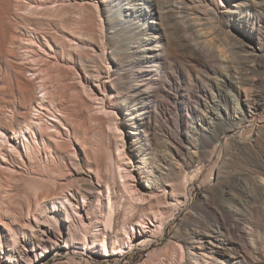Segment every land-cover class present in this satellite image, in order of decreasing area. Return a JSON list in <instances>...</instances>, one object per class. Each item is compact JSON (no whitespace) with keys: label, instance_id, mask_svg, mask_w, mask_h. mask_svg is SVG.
Returning <instances> with one entry per match:
<instances>
[{"label":"rangeland","instance_id":"obj_1","mask_svg":"<svg viewBox=\"0 0 264 264\" xmlns=\"http://www.w3.org/2000/svg\"><path fill=\"white\" fill-rule=\"evenodd\" d=\"M128 1L130 2V0H82V1L81 0H0V209H1L0 210V243L2 246V247L0 246V248H1L0 249V258H5L4 257V256H6L5 252H9V248L14 249L13 247H15V246L17 247L18 243L22 242L23 236H24L23 233H25V235H26L25 237H29V236H31V233H33V230L35 231L37 229V225L39 224V222H42V221L46 222L47 221L46 218H43L44 217V215H43L44 210L46 211L47 207L61 206L59 199L52 198L54 193L58 192L60 194L62 192L61 193L62 195L66 194L68 197H70L68 195L69 193H72L70 190H69L70 191L69 192V191H64L65 189L60 188L61 191H56V192L54 191V190L58 189V188L54 189V187H57L58 186L57 184H59L60 181H64V179H60V181L58 179L55 180V178H52V180L47 179V177H45L47 172L43 173V171L45 172L47 170H53L54 173L56 175H58V173L55 172V169L58 168L56 170L57 172L63 171L62 173L65 172L63 174V175H65V177L70 176L72 174V172H74V171H73V167L70 166L71 163H70V161H68L69 159L67 160V157H65L67 154L71 156L72 153H75L76 155L72 154V156L76 157L78 160L81 159L82 161L83 160L86 161V163H88V164L91 163L90 165H92L93 167L98 166L99 169L98 168L97 169L99 170V172H101L103 170L102 171L103 173H101V174L105 175L104 179L109 184L113 198L115 199L117 204L121 203L120 202L121 199L119 196H121L123 194H124V196H127L128 191L125 194V190H127V188L130 185H133L132 179H128L129 176H127L128 174L126 172V170L130 169L127 156L132 157V161H134V163H133L134 166H132V171H133V173L135 172L134 175H135L136 179L141 181V179L139 178V174L137 173L138 168L136 169V167L138 165L140 167H142L143 164L141 161L142 160L141 156L144 152H147V151H141V152L138 151L139 152L138 153L135 146L131 148L132 145H131L130 140L132 141L134 139V135L132 136V134H130V135L127 134L128 129L130 130L131 128L128 124L129 123L128 122V116H126V115H128L127 114L128 111L125 110L131 106H129L130 105V104H128L129 102L126 103L127 105H125V103L121 105V103L118 102V101H121V99H123V98L122 97L117 98L114 96L115 93L112 92V89H110L111 86H109L110 85L109 81H107L109 79L107 77V73H106L107 67L109 65L114 66V58L112 57V54L110 52L111 48L109 46H112V45L115 46L116 45V48H117V45L120 46L122 43H123V46H120V47H124L125 45L126 46H135L137 44V42L139 40V36H140L138 34L139 33L138 29L144 31V33L147 36L153 35V36H151V37H153V39H151V40H153V43H154V41L157 39V41H159L158 43L160 44V47H163V46L169 47V46H171V44H173V46L175 45L177 50L175 49V46L173 48L175 49L176 54L180 53L179 55H177L178 59H176V60H179L177 62L182 61L185 64H188L187 66L189 67V71H188L187 75H189L190 78L186 75L185 81H184L185 85L184 84L181 85L184 88L186 87L187 93L189 91L194 92L196 90L195 87H191V85L189 84L190 80H193V69L190 66L192 64L191 63L189 64L187 62V61L191 60V57H192L190 49H192L196 45H197L196 47L198 49L200 48L199 49L200 50V53H199L200 60L199 61L201 62L200 64L203 66L204 65L209 66V68H211L213 70V72L216 70L214 73V76H216V78L215 79L213 78V79L216 80L215 82H217V84L216 83H215V85L211 84L208 87L207 91H209L210 94H208V92H207V95H206L204 102H203L204 107L202 105H200L199 110H200L201 114L199 116L192 117L190 114L188 115L186 113V111H185L186 104H192L191 100H190L191 97H189L187 94V95H185L187 99L185 98L186 99L185 101L181 99L179 102V105L177 104V108L180 107L179 111L181 112L179 115L175 114V116L178 118L173 116L174 114H171L169 117H167V119H171V120L181 122V123H183V125L185 124L184 126H187L189 128L188 129L189 134L193 133L192 129L194 126L192 127V125H196V123H195L196 119H198L202 115V112L203 113L206 111L209 112V110H211L212 112L215 111V112H217V114H220V110L223 111L224 107H230V108L236 109V107L238 106V104H237L238 103L237 93L233 88H228L225 91L224 97L220 96L219 92H218L219 87H220V85L218 83H220V81H221L220 79H222V77H224V76H229L231 74L234 75L235 77L239 73L242 74L243 71L238 70V69H240V67L238 66L239 67L238 68L236 63H238L239 65H243L244 62H247V59L242 54H240L242 52H240L239 49L234 45L235 37L233 36V34H231L232 32L230 31L229 26L226 23L223 24L222 22H219L218 19L217 20L215 19L216 18L215 16L219 14V11H221V10L223 11V9H225V6L230 7V0H150V1L149 0H143L145 3H148L150 6L148 4H145L146 5L144 7L145 10L143 9L142 12L143 13L146 12L145 15L151 14V17H154V18L150 17L151 19H149L148 17H145V18L141 17V15L139 13H136V15H135L133 12H130V11L128 12L127 10H123V9H125V7L122 9L121 5H125ZM154 1L161 2V13L160 14H162L161 15L162 18H160L161 16H158V14L154 11V8H152V7H154L153 6ZM240 1H244V2L246 1L247 2L248 0H240ZM221 3L223 5H220ZM105 4H106V6H105ZM240 8L241 9H239V11H238V12H240L239 15L243 16L244 19H248V21H250V22H254V23L257 22L258 23L257 20H259V19L256 17L257 13L253 8L242 7V4H241ZM115 9H116V11H115ZM120 10H122V12H119ZM165 11H166V13L163 14V12H165ZM118 12L121 14L123 13L122 14L123 17H122V15L117 16ZM246 12H248V13H246ZM126 13H128V14L124 15ZM107 14H110V15H107ZM114 14H116V15H114ZM212 16H214V17H212ZM138 17H139V19H138ZM121 18H122V21H123V18L126 19V21L124 22L125 26L123 25V27H126L127 25H129V23L131 25V21L134 23H140L141 22V24L145 23V22L146 23L144 24L145 26H143V25L138 26V29L136 28V31L134 30L135 32L133 30H132L133 32L130 31V36L128 37L127 29L115 30L113 27L112 28L110 27L113 22L121 20ZM163 18H164V20H163ZM252 18L254 21L252 20ZM111 19H113V20H111ZM129 19H130V21H129ZM160 20H161L162 24H161ZM156 22H157V24H155ZM226 22L228 24L232 23L231 20H226ZM215 23L217 24V26ZM261 24L263 27L261 26L262 28L260 30H258L255 33V35H257V36L260 35L259 37L262 36L261 38L264 41V35H262V34H264V24L263 23H261ZM132 25H134V24L132 23ZM204 25H206V26H204ZM213 25H215V27ZM153 26H155V27L153 28ZM191 26H195V27H192L193 28L192 29ZM107 27L108 28L110 27L108 29L109 31L107 30ZM127 27H129V26H127ZM218 27H219V29H218ZM156 28H158L159 30ZM195 28H196V30H195ZM63 30H67V32H63ZM68 31H73L72 33L74 35H78V31H79L80 38H82V39L86 38V34H88V35L90 34L89 36H91V34H92V36H91L92 40H93V42L91 44L92 47L91 48L88 47L89 48L88 51H89L90 55L93 54L91 56V58H93V60H94V61L93 60L91 61L94 64L93 65L91 63L93 68H95L96 71L101 72V74L103 73L101 78H99V79H100V81L103 79V81H101L102 85L105 83L106 88H105L104 92H102V90H101L102 85L101 84H100L101 86L98 85V82H100L99 80H96V82L94 80H91L89 82V80L86 77V76H88L87 72L83 71L82 68H80V66L76 62L74 63L73 58L76 56V54H78V55L81 54V53H78L80 50H78L79 48H77V45L80 43L81 39L79 40V38L77 39L73 36H70L71 32H68ZM74 32H76L77 34H75ZM82 32H84V33H82ZM118 32H120V33L118 34ZM114 33H117V34L114 35ZM82 34H85V37ZM121 34L122 35L126 34V35L124 37V35L122 36ZM137 34L139 36H137ZM165 34L169 35L170 38L167 35H166L167 36L166 37ZM196 34H198V36ZM107 35H109V36H107ZM134 35L138 38H136ZM213 35H214V37H213ZM126 36H127V39H126ZM94 37H95V39H93ZM123 38H125V39H123ZM167 38H169V39H167ZM113 39H115V40H113ZM166 39H167V41H165ZM30 40H31V42H34L35 44L28 42ZM68 40H71V41H68ZM119 41H120V43H119ZM124 41L125 42L128 41L129 44H128V42H127V44L124 43ZM113 42H114V44H113ZM75 44H76V46H75ZM190 46H192V48ZM102 48H104V49H102ZM201 48L202 49L204 48V49L202 50ZM61 52H62V54L65 53L64 56H62L60 54ZM69 52H71L72 55ZM236 52L237 53L240 52V53H238L239 55ZM183 53L185 55H183ZM188 55H190L191 57ZM240 55L243 57H240ZM69 56H71L70 57L71 60L69 59ZM181 58H185V59H181ZM235 60H237V61L241 60L243 62H241V61L236 62ZM214 61L216 63L215 66H214ZM233 61H235L236 63ZM208 63H209V65H208ZM212 63H213V66L211 65ZM219 64H220V66H218ZM231 64H234V65H231ZM232 66L233 67L236 66L237 70L239 72H237V70H236V72L233 71ZM48 68L49 69L52 68V70H50L51 72L49 71ZM102 70H103V72H102ZM258 71H257L258 75H263L264 74V67H261ZM241 74H239V75H241ZM103 76L105 78H103ZM263 77H264V75H263ZM56 78H58V80ZM15 82H18L19 84H22V85H17L18 83L16 84ZM57 82H59L60 84ZM191 83H192V81H191ZM8 84L13 86L14 88L17 86H19L21 88V86L24 85L22 88H24L23 89L24 94L25 93L26 94H25V97H23V96L19 97L17 105H16L17 107L14 105V101H16V99H14V97H12V94H10L11 93L10 90L13 88L11 86H10L11 88H9ZM57 84H59L60 86L64 85V87H63L64 90L61 89L62 87L57 86ZM96 84L99 86V88H100L99 90H101L100 93L98 92V97L102 96L101 98L104 99L105 101L104 100L102 101V100L98 99L97 97L96 98L93 97L94 95L91 92H92V90H95V86H97ZM258 85L257 84H253V86L247 85V88H250L249 91L253 93V92H255L254 90H256L260 86L261 89H263L262 92L264 93V81L262 83L263 87L261 85H259V86ZM56 86L58 88H56ZM188 88L191 90H189ZM57 89H59V90H57ZM65 89H66V91H65ZM56 90L60 94V95L58 94L59 97L57 95L58 92L56 93ZM62 90L65 93L67 92V94H65V96H64V92ZM9 91H10V93H9ZM60 91H61V93L63 92L62 95L64 97H60L61 96ZM51 93H52V95H51ZM75 93H77V94H75ZM218 95H219V97H218ZM26 98H27V100H26ZM188 98H190V99H188ZM11 100L13 101V103L11 102ZM206 100H207V102H206ZM114 102H116V103H114ZM106 103L115 104V108L114 107L113 108L108 107V104H106ZM164 104H165L164 106L170 107L169 105L171 103L169 104V102L166 101ZM55 105H56V107H55ZM106 107H108V108L105 109ZM263 107H264V105H263ZM204 108H206L207 110ZM112 111H113V113H112ZM69 116H71V117H69ZM116 116H118L119 118H117ZM220 116H221V114H220ZM172 117L173 118L175 117L176 119H173ZM189 117H191V118H189ZM192 119H193V121H192ZM34 120L37 121L39 124H41V126L43 128L45 127L44 128L45 131L52 133L54 135L50 134V136L46 135V137L43 135L41 136V130H39L38 127L32 128L31 127L32 125L30 126L31 129L30 128L27 129L25 127V124L27 125L31 121H34ZM124 124H126V125H124ZM188 124L190 125V127ZM17 125H18V128H19V126H21V127L23 126V130H24V132L22 133V134H24L23 137L21 134L14 132L17 130ZM246 131H244L245 133L243 132L244 135H243V133H242V135H243V137L245 136V138H248L251 134V131H249V132L247 131L248 133ZM125 133H126V135H125ZM47 137L50 138V141L53 140L54 143L51 141L53 145L55 144V141H56V144L58 143V144H61L64 146V148L62 147L63 149L61 148V152H63V151L66 152V153L64 152V154H66L65 156L62 154L64 161L67 160V161H65L67 164V165L65 164L66 166L65 165L61 166L63 163L60 165V167L57 165L56 158L54 157L55 155L51 151L52 147L50 149H48L47 148L48 146H46L47 145L46 140H49ZM42 138H43V140H42ZM126 138H128V140ZM123 139H124V141H123ZM24 140H26L27 143L24 142ZM44 141H45V143H44ZM123 144H125V145H123ZM229 144L230 143H227L225 146H223L222 147L223 149L221 147H219L217 149V148H215V146L213 144L210 145L211 147L208 146L206 148V154H205L206 160H203L204 165H201V163H197V162H196L197 164L194 163L195 166H193V168L196 169V171L194 170V172H193L194 174H192L195 176H192L190 174L191 175V177H190L191 181L192 180L193 181L191 182L192 184H190V186H189L190 195L188 196L189 199L187 198V202H188L187 205L188 206L186 204L182 205L183 204L182 203V204H180V207L178 209H173V210L172 209H165V212L168 210L170 212H166L168 214H165V216H167V215L168 216H167V218L166 217H163V218H164V220L165 219L169 220L170 223L165 220L166 221L165 229L163 230L162 236L159 238V240H155L156 245L154 246L155 247L154 250L153 249L150 250V249H148L147 246L145 247V245L142 246V245L136 243V244L130 245L129 248H127L128 251L127 250L126 251H118L120 248H116L115 249L116 251L113 253L112 257L109 258L108 253H106L105 254L106 256H104L103 253H102L103 254L102 255L101 253L97 252V250H99L101 248L99 240H102V238L105 239L111 233V231H110L111 228H109L108 227L109 225H108L106 228L109 229L107 231H110V232H108V233L106 232L104 234L105 236L101 235L98 231V226H96L97 221H95L93 224V229L95 228V232L97 233V240H95L94 242H91V240L88 239L89 242L87 240H86V242L81 241L82 242L81 244L75 243L71 246H70V244H68L67 247H61L60 250L56 254H54L52 251H48L47 257L44 260V264H86V261H89L92 264H94V263L95 264H127V263L136 264V263H142L144 258H148V259L150 258L149 259L150 262L152 261L151 264H160L161 263L160 259H159L160 254L164 251V249L167 248L165 245L166 240H168L171 237V235H173L172 233H175L177 231L179 224H180V220H182L183 215L186 213V211L188 209H190V207L193 205V203L200 200L203 195H205L206 200L208 199L207 200L208 204H210L211 207H213L212 205L215 204L216 202L217 203L221 202L220 199L222 197L223 202H225L224 203L225 205H233V207L235 208L233 213L230 215L231 218L226 220V222H227L228 226L229 225H231L232 227L234 226V229L236 230V232H235L236 235L233 234L230 236L223 237L224 238V239H222L223 242L229 243L228 241H230V242L238 241L239 235L245 232L244 234H246V241L248 243V251L252 254V257L255 258L253 261V264H264V256H263L264 254L261 252H257V250L262 249V247H263L262 245H263V241H264L262 222L259 220V216H258L259 212H262V211L264 212V206H263L264 205V151H263L264 150V147H263L264 143L261 145V147L259 146L260 148H258V147L254 148V149L248 148L247 150H245L243 148H237L236 149L235 148L236 146H234L233 144H230V145ZM229 146H230V148H229ZM227 147H228V149H227ZM214 149H215V151H214ZM238 149H241V150L239 151ZM45 150H50L49 151L50 153L48 151H45ZM227 150H228V152L226 153ZM229 150L231 151V153L229 152ZM242 150L245 152L241 153V152H243ZM85 151H88V153H90V154H87V152H85ZM220 151H221V153H220ZM67 152H69V153H67ZM27 155H29V156H27ZM86 155L91 156L92 158L90 157L91 158L90 159L89 157H86ZM94 155H97V156H94ZM210 155H211V157H210ZM242 155H244V156H242ZM246 155H247V158H246ZM249 156H251V157L253 156L254 158L253 157L251 158ZM52 157H54V158H52ZM212 157H213V159H212ZM225 157H227V158H225ZM208 158H211V159L208 160ZM248 158H250L251 160H247ZM98 159H99L100 164L98 162L96 163V161H98ZM260 159H262V160H260ZM100 160H101V162H100ZM147 160L149 162H152V160H153L152 156H150V158L147 157ZM215 161H217V163ZM223 161L225 162V164L223 163ZM249 161H251L252 164ZM30 162H32V163H30ZM94 162H95V164H94ZM205 162H206V164H205ZM213 162L215 163V165H213V169H211ZM47 163L50 165H48ZM52 163H53V165L54 164L55 165L53 166ZM101 164L103 165V169L100 168V166L102 167ZM151 165L152 164L148 165L147 167H149V169H153V168H151ZM196 165H199L201 167L196 166ZM47 166H51L52 168L48 167L50 169H47ZM210 166H211V168H210ZM261 166H263L262 167L263 169L261 168ZM61 167H62V169H61ZM147 167H146V169H147ZM198 167L200 170L198 169ZM202 167H203V169H202ZM217 167H219V168H217ZM127 168H129V169H127ZM218 169H219L220 173H222V174H220L218 184H219V186L225 187L224 189H226V191L230 193V195H228V196H227V194L226 195L224 194V196H223L222 194H219V192H215V190L213 188H212L213 190H211L208 187V186L212 185V183L214 182V177H215L214 174H215V171ZM201 170H203V171H201ZM104 172H106V173H104ZM195 172H197L198 174ZM212 172H214V174ZM41 173H43L44 175H39ZM66 173H68V174L66 175ZM208 173H210V174H208ZM211 174H213V175H211ZM124 175L127 176L126 180H125L126 176H124ZM228 175H229V177H228ZM232 176H234V178ZM105 177H107V178H105ZM206 177H207V179H206ZM225 178H226V180H223ZM45 179H47V181ZM123 179H124V182L122 181ZM48 180L52 181V182H50V184H52V186L50 184H47V183H49ZM187 180L190 181V179H188V178H187ZM229 180H231V181H229ZM54 181H56V182L54 183ZM57 181L59 183H57ZM209 181L211 182L210 184L208 183ZM224 181H225V183H224ZM43 182H45V184ZM128 183H130V185ZM202 183L204 184L203 187H202V185H203ZM205 183H206V185L207 184L208 185L206 186ZM38 185L40 186V188ZM44 185L45 186L49 185L48 187L46 186V188H49V189H46L44 187ZM127 185H129V186H127ZM226 185L229 188H227ZM41 187H44V188L41 189ZM123 187H124V189H123ZM202 188H203V190H202ZM52 189H53L54 193L51 194V192H53ZM204 189L205 190L206 189L211 190V191L208 192L206 190L208 192L207 193V192H205ZM46 190H48V191H46ZM122 190H123V192H122ZM35 191L37 192L36 195H35ZM40 191H44L46 194L44 192H40ZM203 191H204V194H203ZM48 192H50L49 194L52 195V197L49 195L51 198L46 197V195L48 196V194H47ZM103 193H105V191ZM216 193H218V194L216 195ZM61 194H60V196H62ZM39 195H40V197H39ZM30 196H31V198H30ZM34 196H36V197H34ZM101 196H103L102 197L103 198L102 203H103V205H105L106 194L105 195L103 194ZM207 196H209V198ZM224 197H226V198H224ZM226 199H228V200H226ZM30 200H32V203L30 202ZM33 200H35V201L33 202ZM36 200H38L37 204H35ZM43 201H46V202H43ZM63 202L65 203L66 199H63ZM71 202L74 203V200L72 199ZM78 202L82 203L81 197H78ZM125 202L126 201H122V203H125ZM138 202H139V200H138ZM138 202L136 201L137 204H138ZM33 203H34V205H33ZM134 203L133 202L130 203V201H129L130 206H129V204L128 205L126 204V207H131L130 209L127 208L128 210H126V212L124 211V214H126L125 215L126 217L129 216V214H131V212H134V211L138 212L141 210V209L139 210L140 205H137L136 203L135 204ZM230 203H232V204H230ZM27 204H28V207H25V206H27ZM65 204L68 206V212L70 215H72L71 217L76 218L74 215L75 212L73 211V205L71 203H70V205H68L69 203H67V202ZM133 204H134V206L132 207ZM29 205L35 211V213H33V212L31 213L32 215L30 214L31 216L26 215V213H27L26 210L28 208H30ZM136 205H137V207H136ZM33 206L34 207L36 206V208H34ZM260 206L263 207V209L260 208ZM133 208H135V210ZM236 208H238V209H236ZM21 209H23V210H21ZM136 209H138V210H136ZM249 209H250L251 213L249 212ZM241 212H243V214ZM244 212H248V213H244ZM77 213H75V214H77ZM127 213H128V215H127ZM170 213L172 215L173 214L174 215L171 216ZM16 215H17V217H16ZM25 215H26V217H25ZM169 215H170V217H169ZM248 215H250V216H248ZM59 216L62 218L65 217L64 213H62V215L59 214L58 217ZM253 217H254V219H253ZM249 219H250V221H249ZM55 220L54 219L52 220V223L54 222L53 223L54 225L57 222V220L56 221ZM229 220H230V224L228 223ZM244 220H246V221H244ZM243 221H244V224H243ZM231 222L234 223V225ZM245 222H246V224H245ZM235 224L238 225V229H237V226ZM112 225H113V221L111 222V227H112ZM131 225L132 224H128L127 227L132 228V227L136 226V225H132V226ZM148 225L153 227L151 225V223H148ZM248 225H249V227H248ZM4 226L7 228L5 229ZM231 226H229V227H231ZM255 228H256V230H255ZM137 229L138 230L140 229V231L143 232V227H140ZM258 229H259V231H258ZM174 230H175V232H173ZM257 231H258V233H257ZM21 233L23 235H21ZM89 236H90V234H88V237ZM234 236H236V237L234 238ZM258 237H259V239H261L260 241L263 240L261 243H260ZM230 238L231 239L233 238L232 239L233 241ZM59 243L63 244V241L60 240ZM174 243L178 244L177 242H174ZM177 246L178 245L175 246L176 260L174 261V264H178V263L182 264V261H181L182 255L181 254H182V251L184 249L183 248L181 249ZM160 248L161 249L163 248V249L161 250ZM180 250H182V251H180ZM147 251H149L151 253V254L149 253L150 254L149 256H151V257L146 256ZM158 253H159V256H158ZM101 259H105V260L101 261ZM157 259L159 260V263H158ZM226 261L224 260L222 263H219V262H217V260L213 259L209 264H231V262L233 260L231 259L229 262V260L227 258Z\"/></svg>","mask_w":264,"mask_h":264},{"label":"bare ground","instance_id":"obj_2","mask_svg":"<svg viewBox=\"0 0 264 264\" xmlns=\"http://www.w3.org/2000/svg\"><path fill=\"white\" fill-rule=\"evenodd\" d=\"M145 4H148V3H145L143 0H135V1L130 0V2L128 1L125 5H121V6H122V9L125 7V9H123V10H127L128 12L129 11L133 12L135 15H136V13H139L141 15V17H144V18L148 17L149 19L154 18V17H151V14L145 15L146 12H144V13L142 12L144 7L146 6ZM241 4H242V7H245V8L251 7L256 11V13H257L256 17L259 19V20H257L258 23L257 22H255V23L250 22V21H248V19H244L243 16L239 15L240 12H238V11H239V9H241L240 8ZM220 5H223V4L221 3ZM105 6H106V4H105ZM153 6L154 7H152V8H154V11L158 14V16H161L162 15V14H160L161 13V2L154 1ZM115 11H116V9H115ZM119 12H122V10H120ZM119 12L117 13V16H120L123 14V13L121 14ZM165 13H166V11L163 12V14H165ZM246 13H248V12H246ZM127 14L128 13H126L124 15H127ZM107 15H110V14H107ZM114 15H116V14H114ZM122 17H123V15H122ZM212 17H214V16H212ZM215 17H216L215 19L216 20L218 19L219 22H222L223 24L226 23L229 26L230 31L232 32L231 34H233V36L235 37L234 45L239 49L240 52H242V53H240V52H238V53L242 54L247 59V62H244L243 65H239L238 63H236V62L241 61V60H238V61L235 60L236 62L233 61L237 64V67L238 66L240 67V69H238V70L243 71L242 74L239 73L241 75L238 74L235 77L232 74L231 75L228 74L229 76L222 77V79H220L221 80L220 83H218L220 85L219 90H218L220 96L224 97L225 91L228 88H233L236 91L237 97H238V103H237L238 106L236 107V109L230 108V107H224L223 111L220 110L221 116H220V114H217V112H215V111L212 112L211 110H209V112L206 111L207 113L202 112V115L198 119H196V122L194 121L196 123V125H192V127L194 126L192 129L193 133H190V134H189V130H188L189 128L187 126H184L185 124L183 125V123H181V122L171 120V119H167V117H169L171 114H174L173 116H175V114L179 115L181 113L179 111L180 107L177 108V104L179 105V102L181 99L185 101L187 99L185 95H187V94L189 97H191V99L190 98H188V99L191 100L192 104H186V107H185L186 113L188 115L190 114L192 117L199 116L201 114V112L199 110L200 105H202L204 107L203 102H204V99L207 95V92H208V94H210L209 91H207L208 87L211 84H214V85H215V83L217 84V82H215L216 80H214L216 78V76H214V73L216 70L213 72V70L211 68H209V66L201 65L200 64L201 62L199 61L200 60V58H199V53H200L199 49L200 48L198 49L196 47L197 45L194 46L195 44L193 45L194 46L193 48H192V46H190L192 48V49H190L192 57L190 55H188L191 57V60H189L187 62L189 64L190 63L192 64L190 66L193 69V80H190L189 84L191 85V87H195L196 90L194 89L195 90L194 92L189 91L187 93L186 87L184 88L181 85L182 84L185 85V83H184L185 76L188 74L189 67L187 66L188 64H185L182 61L177 62V61H179V60H176V59H178L177 55H179L180 53L176 54V51H175V49L177 50L176 46L174 45L175 49L173 48L174 47L173 44H171V46H169V47H166V46L160 47V44L158 43L159 41H157V39L153 43V40H151V39H153V37H151L153 35L147 36L144 33V31L138 29V26H140V25L145 26L144 24L146 22L141 24V22L140 23H134L131 21V25H130V23H129V25H127L129 27H127V26L123 27L126 19L123 18V21H122V18H121V20L116 21L117 19L115 18L116 22H113L111 24V26H110L111 28L113 27L115 30L127 29L128 37L130 36V31L131 32H133L134 30L136 31V28H137L138 32H139L138 34L140 35L139 36L137 34V36H139V40H138V42L136 41L137 44L135 43L136 44L135 46H126L125 45L124 47H120V46H123V43L121 45L119 44L120 46L117 45V48H116V45L115 46H113V45L109 46L111 48L110 52L112 54V57L114 58V66L112 65L113 66L112 67L109 65L107 67L106 73H107V77L109 78L107 81H109V84H110L109 86H111L110 89H112V92L115 93L114 96L117 98L118 97L123 98V99H121V101H118V102H120L121 105L124 103H125V105H127L126 103L129 102L128 104H130L129 106H131V107H128V109H125L128 111V113H127L128 115H126V116H128V122H129L128 124L131 128L130 130L128 129L127 134H129V135L132 134V136L134 135V139L132 141L130 140L131 145H132L131 148L135 146L137 152L138 151H140V152L141 151H147V152H144L142 154V156H141L142 160L139 158L142 161V164H143L142 167H140L139 165L136 167V169L138 168L137 173L139 174V178L141 179V181L136 179V177L134 175L135 172L133 173V171H132V166H134L133 165L134 161H132V157L127 156L130 169L127 168L129 170H126V172L128 174V175L127 174L126 175L129 176L128 179H132L133 185H130V183H128L130 186L127 185L129 187L127 188V190H125V194L128 191L127 196H124V194L119 196L121 199V201H120L121 203L117 204L115 199L113 198L109 184L104 179L105 175L101 174V173H103L102 172L103 170L101 172H99L98 166L93 167L92 165H90L91 163L88 164L84 160L83 161L81 159L78 160L76 157L72 156V154H75V153H72L71 156L67 154L68 155L67 156L66 154H64L65 151L61 152V148L62 147L64 148L63 145L58 144V143L56 144V141H55V144L53 145L52 144L53 140H51L52 141L51 142L50 138L47 137L49 140H46V143H47L46 146H48L47 147L48 149H50L52 147L51 151L55 155L54 157L56 158L57 165L60 167V165L63 163L61 166H64L66 164L65 161H67L69 159L68 161H70V163H71L70 166L73 167L74 172H72V174L70 176L65 177V175H63L65 172L64 173H62L63 171L57 172L56 170L58 168L55 169L53 167L55 169V172L58 173V175H56L53 170H47V169H50L48 167H51V166H47V169H46L47 171H45V172L43 171V173L47 172L46 176H45V177H47V179L52 180V178H55V180L58 179L59 181H60V179H64V181H60V183L57 181V183H59L60 185L56 183L58 186L54 187V189L55 188H58V189L54 190L55 192L61 191L60 190V188H61V189H65L64 191L70 190L72 193H69L68 195L70 197H68L66 194L62 195L61 194L62 192H61L60 194L62 196H60V194L58 192L54 193V191L52 189L53 192H51V194L54 193L53 197H52V195L49 194L50 192H48L47 193L48 196L46 195V197L51 196L54 199H59L61 206L47 207V210L46 211L44 210V214H43L44 215L43 218H46L47 221L46 222L45 221L39 222V224L37 225V229L35 231L33 230V233H31V236L25 237L26 235H25V233H23L24 236H23L22 242H19L17 247L16 246L13 247L14 249L9 248V252H5V255H6V256H4L5 258H0V264H44V260L47 257L48 251H52L54 254H56L60 250L61 247H67L68 244H70V246L75 244V243L81 244L82 242H86V240L88 241V239H90L91 242H94L95 240H97V233L95 232V228L93 229V224L95 221H97L96 226H98V231L101 235H104L106 232L108 233L111 231V233L108 236L106 235L107 237L105 239L102 238V240H99L101 248L99 250H97V252H99L101 254L103 253L104 256H106L105 254L108 253L109 258H110L113 256V253L116 251L115 250L116 248H120L118 251H126L130 245H133L136 243L140 244L142 246L145 245V247L147 246L148 249H150V250H152V249L154 250L155 249L154 246L156 245L155 240H159V238L162 236L163 230L165 229L166 221L169 222V220L165 219L166 220L165 221L163 218V217L167 218L168 215L165 216V214H168L166 212H170L169 210L165 212V209H172V210L178 209L180 207V204H182V203H183L182 205H185V204L187 205V203H188L187 198L190 195L189 186H190V184H192L191 182L193 181V180L191 181L190 177L192 174H194L193 173L194 170L196 171V169L193 168V166H195L194 163L197 162V163H201V165H204L203 160H206L205 154H206V148L208 146L211 147L210 145L213 144L215 146V148L218 149L219 147L222 148L227 143H230V144H233L234 146H236L235 147L236 149L237 148H243V149L247 150L248 148L254 149L257 147L258 148L261 147V145L264 143V107H263V105H264V93L262 92L263 89H261V87L259 85L262 86V83L264 81V77H263L264 74L258 75L257 71L261 67H264V41L261 38L262 36L259 37L260 35L257 36V35H255V33L263 27L261 23L264 24V0H248L247 2L246 1L245 2L240 1V0H230V7L225 6V9H223V11L222 10L219 11V14L216 15ZM160 18H162V16ZM138 19H139V17H138ZM111 20H113V19H111ZM161 20H160V22H161ZM163 20H164V18H163ZM226 20H231L232 23L228 24L226 22ZM252 20H253V18H252ZM129 21H130V19H129ZM132 23L134 25H132ZM155 24H157V22ZM161 24H162V22H161ZM204 26H206V25H204ZM213 26L215 27V25H213ZM216 26H217V24H216ZM154 27L155 26H153V28ZM192 27H195V26H191V28ZM109 28L107 27V30ZM156 29H158V28H156ZM218 29H219V27H218ZM195 30H196V28H195ZM73 31H68V32H71V34L69 33L70 36H73L77 39L79 38V40L81 39L80 43L79 44L77 43L78 44L77 48H79L78 50L81 51V52L79 51L78 53H81V54L78 55L75 53L76 56L74 55L75 57L73 58L74 63L76 62L80 66V68H82L83 71L87 72L88 76H86V77L89 80V82L91 80H94L95 82H96V80L100 81L99 78H101L103 73L101 74V72L96 71V69L93 68V66L91 65V63L93 64V62H91L93 60V58H91V56L93 54L90 55L89 51H88V49H89L88 47H90V48L92 47L91 46V44L93 42L92 37H91L92 34H91V36H89L90 34L89 35L86 34V38L82 39V38H80L79 31H78L79 36L74 35L72 33ZM63 32H67V30H63ZM74 33L77 34L76 32H74ZM82 33H84V32H82ZM119 33L120 32H118V34ZM115 34H117V33H114V35ZM82 35H84V37H85V34H82ZM125 35H124V37H125ZM166 35L167 34H165V36ZM196 35L198 36V34H196ZM262 35H264V34H262ZM107 36H109V35H107ZM167 36L169 37V35H167ZM213 37H214V35H213ZM136 38H138V37H136ZM169 38H167V39H169ZM93 39H95V37ZM123 39H125V38H123ZM126 39H127V36H126ZM167 39L165 41H167ZM113 40H115V39H113ZM68 41H71V40H68ZM128 41H126V42L124 41V43L127 44ZM28 42L35 44L34 42H31V40ZM129 42H128V44H129ZM119 43H120V41H119ZM113 44H114V42H113ZM75 46H76V44H75ZM102 49H104V48H102ZM69 53H71V52H69ZM60 54L62 56H64L65 53L62 54V52H61ZM71 55H72V53H71ZM183 55H185V54L183 53ZM243 56L240 55V57H243ZM70 57L71 56H69V59H70ZM181 59H185V58H181ZM241 62H243V61H241ZM208 65H209V63H208ZM211 65L213 66V63ZM215 65H216V63L214 61V66ZM231 65H234V64H231ZM218 66H220V64ZM237 67L232 66L233 71L236 72ZM50 70H52V68H50L49 71ZM238 70H237V72H239ZM102 72H103V70H102ZM187 76L190 78L189 75H187ZM103 78H105V77L103 76ZM56 79L58 80V78H56ZM101 81H103V79ZM101 81L98 82V85L101 84ZM191 81H192V83H191ZM18 82H15V83L17 84ZM57 83H59V82H57ZM59 84H57V86H60ZM253 84H257V85L259 84L258 85L259 87L256 90H254L255 92L252 93L249 91L250 88H247V85L253 86ZM17 85H22V84L18 83ZM98 85L95 86V90H92V92L91 91L90 92L93 93V95H94L93 97H95V98L97 97L98 99L103 101L104 99L101 98L102 96L98 97V92L100 93L101 90H102V92H104V90L106 88L105 83L103 85L101 84L102 85L101 90H99L100 88ZM10 86L11 85H9V88L12 87L13 89H11L10 90L11 93H10V91H9V93L12 94V97H14V99H16V101H14V105L16 106L19 97L20 96L25 97L26 93L24 94V90H23L24 88H22L24 85L21 86V88L19 86L15 87V88L13 86H11V87ZM57 86H56V88H58ZM60 87H62L61 89L64 90V88H63L64 85L60 86ZM59 89H57V90H59ZM191 89H189V90H191ZM57 90H56V93L58 92ZM65 91H66V89H65ZM63 92L61 93V91H60V93H61L60 97H64L65 94H67V92L66 93L64 92V96H63L62 95ZM58 94H59V92L57 93V95ZM75 94H77V93H75ZM51 95H52V93H51ZM59 95H58V97H59ZM219 95H218V97H219ZM26 100H27V98H26ZM166 101H168L169 104L171 103L169 105L170 107L164 106L165 105L164 103ZM11 102L13 103L12 100H11ZM116 102H114V103H116ZM206 102H207V100H206ZM106 104H108V103H106ZM55 107H56V105H55ZM108 107H112V108L114 107L115 108V104L109 103ZM108 107H106L105 109H107ZM204 109H206V108H204ZM112 113H113V111H112ZM69 117H71V116H69ZM116 117L119 118L118 116H116ZM175 117L174 118L172 117V118L173 119L178 118V117H176V118ZM189 118H191V117H189ZM192 121H193V119H192ZM124 125H126V124H124ZM30 126L32 128L38 127L39 130H41V136L43 135L46 137V135L50 136V134H52V133L45 131V129H44L45 127L43 128L41 126V124H39L35 120L31 121L27 125L25 124V127L27 129L30 128ZM189 127H190V125H189ZM246 130L248 132L251 131V134L249 133L250 136L248 138H245V136L243 137V135L245 133L244 131H246ZM14 132L21 134L23 137V135H24V134H22L24 132L23 126L22 127L19 126V128H18V125H17V130ZM242 133H243V135H242ZM52 135H54V134H52ZM125 135H126V133H125ZM126 139L128 140V138H126ZM42 140H43V138H42ZM123 141H124V139H123ZM24 142H26V140H24ZM44 143H45V141H44ZM123 145H125V144H123ZM229 148H230V146H229ZM227 149H228V147H227ZM238 150L240 151L241 149H238ZM45 151L49 152L50 150H45ZM214 151H215V149H214ZM85 152H87V154H90V153H88V151H85ZM227 152H228V150L226 151V153ZM229 152L231 153L230 150H229ZM244 152L245 151H243L241 153H244ZM67 153H69V152H67ZM220 153H221V151H220ZM62 154L64 156L66 155L65 157H67V160L64 161ZM211 155H210V157H211ZM27 156H29V155H27ZM94 156H97V155H94ZM150 156H152V159H153L152 162H149L147 160V157L150 158ZM242 156H244V155H242ZM54 157H52V158H54ZM86 157L90 158L91 156L86 155ZM249 157H251V156H249ZM225 158H227V157H225ZM246 158H247V155H246ZM210 159L211 158H208V160H210ZM212 159H213V157H212ZM247 160H251V159L248 158ZM260 160H262V159H260ZM224 161H223V163L225 164ZM97 162L99 163V159H98V161H96V163ZM100 162H101V160H100ZM215 162L217 163V161H215ZM249 162H251V161H249ZM30 163H32V162H30ZM94 164H95V162H94ZM150 164H152L151 168H153V169H149V167H147ZM205 164H206V162H205ZM251 164H252V162H251ZM48 165H50V164H48ZM52 165H53V163H52ZM213 165H215L214 162L212 164V168L210 166L211 169H213ZM196 166H199V165H196ZM146 167H147V169H146ZM199 167H201V166H199ZM199 167H198V169H199ZM262 167L263 166H261V168ZM100 168L103 169V165H102V167L100 166ZM217 168H219V167H217ZM61 169H62V167H61ZM202 169H203V167H202ZM201 171H203V170H201ZM197 172H195V173H197ZM43 173H41L39 175H44ZM104 173H106V172H104ZM212 173L214 174V172H212ZM67 174L68 173H66V175ZM208 174H210V173H208ZM213 174H211V175H213ZM215 174H214V176H215L214 182L212 183V185L208 186L209 189H211V190L214 189L215 192H219V194H222L223 196H224V194L225 195L227 194V196L230 195V193L227 192L226 189H224L225 188L224 186H219V184H218L220 174H222V173H220L219 169L215 171ZM126 175H124V176H126ZM127 176L125 177V180H126ZM192 176H195V175H192ZM234 176H232V177L234 178ZM228 177H229V175H228ZM105 178H107V177H105ZM187 178L190 179V181L187 180ZM226 178L223 180H226ZM47 179H45V180L47 181ZM206 179H207V177H206ZM122 181L124 182V179ZM229 181H231V180H229ZM48 182L49 183H47V184H50V182H52V181L48 180ZM55 182L56 181H54V183ZM43 183L45 184V182H43ZM208 183L210 184L211 182L209 181ZM224 183H225V181H224ZM50 185L52 186V184H50ZM205 185H206V183H205ZM46 186L44 185L45 188H46ZM203 186H204V184L202 185V187ZM44 187H41V189H43ZM124 187H123V189H124ZM39 188H40V186H39ZM227 188H229V187L227 186ZM46 189H49V188H46ZM202 190H203V188H202ZM206 190H205V192L211 191V190H207V191ZM46 191H48V190H46ZM104 191H105V193H103ZM40 192H44V191H40ZM122 192H123V190H122ZM36 193L37 192L35 191V195H36ZM103 194L104 195L106 194L105 205H103V203H102V201H103L102 197L103 196H101V195H103ZM203 194H204V191H203ZM217 194L218 193H216V195ZM34 197H36V196H34ZM39 197H40V195H39ZM78 197L82 198V203H80L81 201L78 202ZM207 197L209 198V196H207ZM30 198H31V196H30ZM224 198H226V197H224ZM63 199H66V202L69 203L68 205H70V203L73 205V211L75 213L78 212L77 214L74 213L76 218L71 217L72 215L69 214L68 206L65 204L66 202L65 203L63 202ZM72 199L74 200V203L71 202ZM228 199H226V200H228ZM138 200H139V202H138ZM207 200L205 198V195H203L200 200L193 203V205L190 207V209L187 208L188 210L183 215L182 220H180V224H179L177 231L175 232V230H174L173 232H175V233H172L173 235H171V237L169 236L170 238L168 240H166V242H165V245L167 248L164 249V251L160 254V257H159L160 262H161L160 264H174V261L176 260V251H175L176 245H178L177 247L184 249L183 251L180 250V251H182V254H181L182 255V260H181L182 264H209L213 259L217 260V262H219V263H222L224 260L226 261L227 258H228L229 262L231 259L233 260L231 262V264H253V261L255 258H253L252 254L248 251V243L246 241V234H244L245 232L239 235L238 241H235V242L228 241L229 243H224L222 240V239H224L223 237H225V236H230L233 234L236 235L235 234L236 230L234 229V226L232 227L231 225H229V226H231V227H229L227 225V222H226V220L231 218L230 215L233 213V211L235 209L233 207V205H225L224 204L225 202H223V198L221 197V199H220L221 202H218V203L216 202L215 204L212 205L213 207H211L210 204H208ZM34 201L35 200H33V202ZM37 201L38 200H36L35 204H37ZM122 201H126V202L128 201L127 203L125 202L127 205L129 204V201H130V203L131 202L136 203V201H137L138 204L137 203L136 204L140 205L139 210L140 209L141 210L138 212H135V211L131 212V214H129V216L126 217L125 216L126 214H124V211L126 212V210H128L127 208L130 209L131 207H126V204L122 203ZM30 202L32 203V200H30ZM43 202H46V201H43ZM134 204L132 205V207L134 206ZM230 204H232V203H230ZM33 205H34V203H33ZM137 205H136V207H137ZM129 206H130V204H129ZM25 207H28V204ZM29 207H30V205H29ZM30 208H28L26 210L27 213L25 212L27 216H31L32 212L35 213L34 209L32 207H30ZM34 208H36V206ZM260 208L263 209V207H261V206H260ZM133 209L135 210V208H133ZM236 209H238V208H236ZM21 210H23V209H21ZM136 210H138V209H136ZM249 212L251 213L250 209H249ZM62 213H64L65 217L64 218H62L60 216L58 217V215L59 214L62 215ZM241 213L243 214V212H241ZM244 213H248V212H244ZM26 215H25V217H26ZM127 215H128V213H127ZM173 215L171 214V216H173ZM248 216H250V215H248ZM258 216H259V220L262 222L263 235H264V212L263 211L259 212ZM16 217H17V215H16ZM169 217H170V215H169ZM53 219L57 220L55 225L53 224L54 222L52 223ZM253 219H254V217H253ZM112 221H113V225L111 227ZM244 221H246V220H244ZM244 221H243V224H244ZM249 221H250V219H249ZM148 223H151V225L153 227L149 226ZM228 223L230 224V220L228 221ZM128 224H132V225H136V226H134L132 228H128L127 227ZM232 224L234 225V223H232ZM245 224H246V222H245ZM107 226L109 228H111L110 231H107V230H109L106 228ZM236 226L238 229V225H236ZM140 227H143V232L140 231V229L139 230L137 229ZM248 227H249V225H248ZM6 228L7 227H5V229ZM255 230H256V228H255ZM258 231H259V229H258ZM258 231H257V233H258ZM23 234L21 233V235H23ZM88 234H90L89 237H88ZM235 237L236 236H234V238ZM258 239H259V237H258ZM60 240L63 241V244L59 243ZM260 240L261 239H259V241ZM262 241H260V243ZM174 242H177L178 244H176ZM0 246H1V243H0ZM262 246H263L262 249L257 250V252H261L264 254V241H263ZM149 253L150 252L147 251V253H146L147 257H151V256H149L151 253L150 254ZM158 256H159V253H158ZM149 259L144 258L142 263H136V264H151L152 261L150 262ZM104 260L105 259H101V261H104ZM158 263H159V260H158ZM86 264H92V263L89 261H86ZM127 264H129V263H127Z\"/></svg>","mask_w":264,"mask_h":264}]
</instances>
